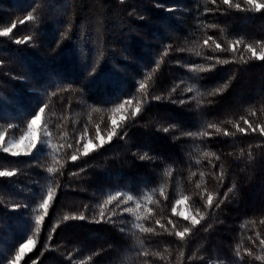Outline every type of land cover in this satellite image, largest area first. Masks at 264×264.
I'll return each instance as SVG.
<instances>
[{"label":"trees","instance_id":"obj_1","mask_svg":"<svg viewBox=\"0 0 264 264\" xmlns=\"http://www.w3.org/2000/svg\"><path fill=\"white\" fill-rule=\"evenodd\" d=\"M13 23L0 36V135L19 138L46 103L51 144L38 159L41 145L27 156L0 149V171L16 173L0 177V264L28 237L35 244L20 264H264L255 258L264 256V8L245 0H0V31ZM85 128L95 147L72 161ZM50 187L45 214L39 205ZM177 200L198 224L179 214ZM185 228L183 239L175 235Z\"/></svg>","mask_w":264,"mask_h":264},{"label":"snow or ice","instance_id":"obj_2","mask_svg":"<svg viewBox=\"0 0 264 264\" xmlns=\"http://www.w3.org/2000/svg\"><path fill=\"white\" fill-rule=\"evenodd\" d=\"M121 2H123V0H121ZM213 3H215V0H213ZM223 3L224 4H230V0H223ZM245 3L248 4V5H253L256 10H259L261 8H264V4L256 3V0H245ZM236 7L239 8L240 5L237 4ZM25 20L31 21V20H33V16L31 14H29V15H27L25 17ZM23 22L24 21H21V23H23ZM15 27H16V25H15V23H13L11 25V27L5 28L3 31H0V36H5V37L8 36L11 33L12 29L15 28ZM30 39H31V37L26 36L23 39H15L14 42L16 44H22V43H26ZM208 39L210 40L212 38L209 37ZM204 43L207 44L208 41L205 40ZM236 43H239V41H237ZM247 47H248V50L252 51L253 54H255V50L252 49V46L251 45H248ZM216 48L217 49H220L222 51L224 50V49H221L220 44H216ZM241 58L243 59V57H241ZM209 59H212V58H209ZM260 59H264V55H262L260 57ZM216 61H217V63H227L228 62V61H221V60H219V58H216ZM198 67L200 68L201 71L206 70L202 66H198ZM214 67H215V65H210L209 66V69H207V70H210L211 68H214ZM145 87H146V85L144 83H141L139 85V88L140 89H144ZM187 91H190L191 92V91H193V89L192 88H188ZM219 91H222V89H216L215 92L210 93V94H213L214 95L216 92H219ZM53 94H55V93H53ZM153 99L159 100L160 97H158V96L157 97H153ZM125 103L131 104L132 103V100L129 99V100L124 101L120 105V107L122 108ZM180 103H184V101H181ZM46 107H47V104L45 103L44 105H42L41 107H39L37 109V111L30 118V122H28L26 124V128H27L28 131L27 132H22L20 134V136H19L18 139H13L7 145H4L2 147V151L3 152L10 153L12 156L16 157V156H20L21 154L26 155V156L27 155H30V154H32V151L34 149H37V138H36L35 132L33 131V127L38 123V121H40L41 114L44 113ZM119 110H120L119 108L113 109V111H119ZM138 111H139L138 108L135 109L134 114H135V112H138ZM112 123L115 124V121H112ZM245 123L247 124L248 122L245 121ZM9 127H11V125H9ZM207 127L208 128H215L217 132L220 131V128L217 125H214V124H208ZM235 127L237 128V130L239 132H244L245 131V129L240 128L238 124L235 125ZM248 127L253 132L257 131V127H253L251 124H249ZM164 131L167 132L168 129L165 128ZM44 132H45L46 139L40 142L41 143V147L37 151L36 157L34 159H38V157L44 152V150L48 147V145L50 143V141H49V139H47V137H50L51 133H49L47 129H45ZM260 132H261V134H264V128H260ZM29 134H31V136L29 138V142H28L27 145L24 146V148H23V150L21 152V150H19V147H20L21 144L24 143L25 139L29 137ZM116 134L117 133H116V131L114 129L111 130V131H109L108 134H107L108 140L110 141L112 139V136L113 135H116ZM86 135H87V128H85L84 132L80 134L79 138L76 141L78 147L76 149H74V151L72 152V154L70 156V159L72 161H76L78 159L79 154L81 152L83 153V155H87L88 152H89V150H90V148L92 147V143H93L92 140L91 139H87V140L84 139V137ZM124 135H126V133H124ZM186 135H194V134L193 133H186ZM199 135L205 136V135H208V133L207 132H201V133H199ZM224 135H230V133L227 130H225L224 131ZM95 136H96L97 139L103 140V138L101 137V134H100L99 125L96 126ZM121 138L123 139V136H121ZM3 142H4V137H3V135H0V145H3ZM80 145H82V147H80ZM69 147L71 148L72 145L69 144ZM146 155L147 154L141 155L139 158L141 160H143V159L146 158ZM204 155L207 156V155H209V153H204ZM212 155H215V154L213 153ZM216 159H219V157L217 156ZM48 171L49 172H52L53 169L49 168ZM81 171H83V169H81ZM15 174L16 173H15L14 170L0 171V177H11V176H14ZM72 174L75 175V173H72ZM220 175L222 176L223 173L221 172ZM197 187H199V185H197ZM228 191H232V188H229ZM53 194H54V190H53V188L50 187L48 189L47 193L45 194L46 195V198L42 197V203H40L39 207L44 210L45 214H47V209L49 207V201L53 198ZM119 195L120 194L117 193L116 196L110 197L109 199L110 200L117 199L119 197ZM226 198H227V194H225L224 199H226ZM132 199H133V197L129 195V196L126 197V200L125 201H122V203H124L126 201H130ZM185 199H186V197H185ZM179 202H180L179 200L176 201V203H179ZM219 203H223V200H220ZM211 204H212V197L209 196L208 197V200H207V205L210 207ZM136 206L139 207L140 205L137 204ZM218 206H219V204H217V207ZM123 211L132 212L133 210L131 208H127V209H124ZM197 213H199V209H197ZM113 214H115V213H113ZM100 215H101V217H103V215H104L103 212H101ZM63 219L65 221H67L69 219H80V220H84L85 217H84L83 214H81L79 216H71V217L65 215L63 217ZM184 219L185 220H188L189 217L188 216H184ZM40 220H41V217L38 215L36 217V223H35V230H36V232H39V230H40L39 229ZM155 223L157 225H159L160 228L167 230L166 225L165 224H162L159 219H157L155 221ZM191 223L193 225H195V224H198L199 221L197 219H195V217H193L192 220H191ZM261 223H264V221H261ZM168 224H171L172 227L175 228V224H173V222L171 220L168 221ZM137 227H140L141 228V231H143V232H154L155 231L154 228H144V227L139 226V225H137ZM120 230L121 231H125V229H123V228L120 229ZM188 231H189V229L188 228H185L183 231H177L175 233V235L178 236L179 238L183 239L185 233L188 232ZM49 236H51V231L49 233ZM26 239H27V242L20 244L19 251L16 253L15 258L10 262V264H19V261L22 258V256L24 255L25 250L28 249L29 246L33 244V239L31 237H28ZM260 244L261 245H264V240H260ZM143 254L144 255H147V253H143ZM238 254L239 253L237 252V255ZM248 255L249 256L252 255L251 250H248ZM255 258L256 259H260V260H264V256H256Z\"/></svg>","mask_w":264,"mask_h":264},{"label":"rangeland","instance_id":"obj_3","mask_svg":"<svg viewBox=\"0 0 264 264\" xmlns=\"http://www.w3.org/2000/svg\"><path fill=\"white\" fill-rule=\"evenodd\" d=\"M120 114H121V113H120ZM44 130H45V128L42 126V118H40V121H38V123L33 127V131L35 132V134H36V138H37V147H38L39 145H41V143H40L41 141H43V140L46 139ZM27 131H28V130H27ZM27 131H26V132H27ZM30 136H31V134H29V137L26 138L25 141H24V143L20 145L19 150H21V152H22L24 146L28 144ZM3 137H4V142H3V145H0V149H2V147H3L4 145H7L11 140H13V138H11V139H7V140H6V136H5V135H3ZM14 139H18V138H14ZM47 139H49V141H50V143H49V145H48V147H49L50 144H51V139H50V137H47ZM100 142L102 143L103 140H100ZM94 147H95V145L92 144V147L90 148V150H92ZM34 150H35V149H34ZM34 150H33V151H34ZM33 151H32V152H33ZM177 211H178L179 214H180L181 216H183V217H184V216H188V217L191 218V219L193 218L191 212L189 211V209H188V207L186 206V203H185L184 201H180V202H179V204H178V206H177ZM25 243H26V242H25ZM34 244H35V240H33V244L30 245L29 248L25 250V253H24V255L22 256V258L20 259L19 264H20L21 260L25 257V255H26L27 253H29V252L33 249Z\"/></svg>","mask_w":264,"mask_h":264}]
</instances>
